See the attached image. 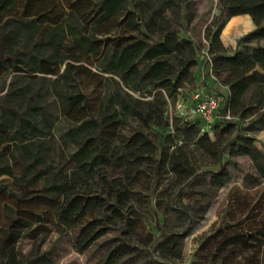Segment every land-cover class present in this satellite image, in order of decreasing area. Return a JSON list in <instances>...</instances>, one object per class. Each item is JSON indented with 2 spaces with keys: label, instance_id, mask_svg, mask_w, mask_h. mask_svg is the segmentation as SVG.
Instances as JSON below:
<instances>
[{
  "label": "trees",
  "instance_id": "obj_1",
  "mask_svg": "<svg viewBox=\"0 0 264 264\" xmlns=\"http://www.w3.org/2000/svg\"><path fill=\"white\" fill-rule=\"evenodd\" d=\"M183 1L0 0V75L9 77L0 96V178H9L12 185L0 184L5 217L0 264H53V248L42 250L50 233L46 226L52 223L60 236L79 227L78 253L118 224L132 232L128 239H110L96 264H169L180 259L188 231L162 233L153 241L133 211L134 205L147 204L141 190L152 188L157 171L151 181L137 183L134 173L144 162L154 170L162 164L184 182L194 175L182 153L190 144L220 165L207 181L216 190L230 180L227 165L221 164L227 147L231 157L247 156L264 181V151L249 133L264 130V0H219L224 15L205 28L212 77L206 75L226 88L221 108L232 117L214 125L213 137L219 134L214 141L199 132L197 121L169 120L166 115L168 101L193 85L200 58L193 42L180 37L165 15L176 14ZM238 15L250 18L254 28L229 53L220 34ZM88 77L99 79L101 93L83 90ZM46 97L59 103L60 116L69 124L59 137ZM90 97H98L96 107ZM245 121L248 127L241 129ZM169 124L180 135L178 142L169 141L172 151L162 153L159 137L154 143L145 131ZM56 139L61 153L66 152L59 169L46 160L47 143ZM115 141L120 152L114 153ZM117 166L123 167V177L110 174ZM229 230L216 233L214 255L241 246L252 252L231 264H261L264 228ZM256 237L257 246L249 247ZM24 238L32 241L27 254L19 248Z\"/></svg>",
  "mask_w": 264,
  "mask_h": 264
},
{
  "label": "rangeland",
  "instance_id": "obj_2",
  "mask_svg": "<svg viewBox=\"0 0 264 264\" xmlns=\"http://www.w3.org/2000/svg\"><path fill=\"white\" fill-rule=\"evenodd\" d=\"M177 13L165 12L170 27L175 30L180 37L190 39L198 52L205 51L207 47L204 31L206 26L211 22H218L223 17V8L219 4V0H184L176 5ZM113 23V21H112ZM250 18H236L229 20L228 24L223 28V37H229L233 31L240 28V33L236 36H242L248 31ZM115 26L112 24L110 29ZM242 31H245L244 33ZM115 30H111L114 34ZM221 37V34H220ZM226 47V51L231 53L235 49L236 40ZM221 40V38H220ZM222 42V41H221ZM204 56V55H203ZM202 57V55H201ZM203 59V58H202ZM204 60V59H203ZM205 64V62H204ZM203 64V65H204ZM205 66V65H204ZM207 67V65L205 66ZM204 67V68H205ZM92 71H96L91 67ZM195 68L193 69V71ZM3 73V70H1ZM106 77V75H102ZM9 77L4 80L0 75V96L4 93L1 91L3 86L7 85ZM98 78H86L83 84V90L93 92L94 95L101 93ZM187 89L195 90V88ZM197 89V88H196ZM199 89V88H198ZM219 90V89H217ZM213 91L219 96L223 95L218 91ZM150 99L151 97H147ZM223 99V97H222ZM94 107L97 106L98 97H90ZM46 105L49 107L53 118L55 119L56 136L59 137L68 122L60 116L59 103L52 97L45 98ZM170 106L172 101L169 100ZM169 120L173 117V111L168 113ZM248 122L241 124V129H247ZM154 143H161V152L170 153L173 149L169 141L175 139L178 142L179 133L174 130L173 125H168L161 130L152 128L151 131H145ZM159 133V134H157ZM250 134L254 135L255 145L261 147L264 151V130L254 132L250 130ZM218 132L212 141L217 140ZM56 138V137H55ZM258 138L262 139L258 140ZM233 139L232 135L225 137L223 143H227ZM121 144L115 141L112 148L115 152H120ZM48 156L47 163L50 167L59 169L64 165L63 155L61 153V142L51 141L46 146ZM160 150L156 153L155 158H160ZM227 147L221 155V164L227 165L230 173V180L222 188L215 189L209 186L207 181L210 172L217 171L219 164L211 162L207 155L197 149L192 144L183 148L182 153L188 157L189 165L194 171V175L180 183V179L169 169L160 165L154 170V165L144 162L139 170L134 173L136 181H151L154 177L153 173L157 171L156 182L149 190H141L146 205H134L133 211L136 212L144 226V231L150 234L154 240H157L162 233L188 231L184 240V247L181 258L167 261L169 264H231L234 263L242 255H248L252 252L251 248L230 246L225 253L218 256L214 255L215 243L214 237L219 230L227 232V229L254 231L264 228V181L259 180L255 172L254 166L247 156H234L228 154ZM68 154L66 155L67 158ZM124 169L117 166L110 174L113 177H123ZM0 184H7L12 187L9 178L3 176L0 178ZM136 185V184H134ZM136 187V186H135ZM38 189V185H35ZM33 189V187H32ZM140 189V188H138ZM210 201L211 204L206 211H203L204 205ZM3 201L0 200V226L4 224L5 217L2 211ZM55 224L46 226L50 231L46 237V242L42 247L45 250L48 247L53 248V264H96L99 257L103 253L105 246L109 245V240L116 237L128 239L132 237V232L123 228L121 224L114 226L109 233L101 238L97 244L93 245L83 253H78L75 248L76 236L79 235V227H75L66 231L61 236L55 230ZM140 228V227H139ZM258 237L254 238L248 244L249 247L257 246ZM151 245L146 246V250H151ZM20 251L27 254L32 248V241L24 238L19 244ZM220 253V252H218ZM261 264H264V254L260 256Z\"/></svg>",
  "mask_w": 264,
  "mask_h": 264
},
{
  "label": "built area",
  "instance_id": "obj_3",
  "mask_svg": "<svg viewBox=\"0 0 264 264\" xmlns=\"http://www.w3.org/2000/svg\"><path fill=\"white\" fill-rule=\"evenodd\" d=\"M205 62H207V73L211 74V61L205 51L200 52ZM204 55V56H203ZM214 91V90H213ZM208 90H181L172 106L168 101L166 115L173 111V115L183 120L197 121L199 132L207 134L209 137L214 135V125L232 120L229 112L221 108L222 98L217 93Z\"/></svg>",
  "mask_w": 264,
  "mask_h": 264
},
{
  "label": "crops",
  "instance_id": "obj_4",
  "mask_svg": "<svg viewBox=\"0 0 264 264\" xmlns=\"http://www.w3.org/2000/svg\"><path fill=\"white\" fill-rule=\"evenodd\" d=\"M245 16L246 15L234 16L230 20L240 18V17L244 18ZM228 22H229V20H228ZM228 22L226 24H228ZM253 28H254V25L252 24V21H250L248 29L246 31H248V30L251 31ZM242 32L244 33L245 31H242ZM222 33H223V29L221 31V37L220 38H221L223 46L227 47L230 44V42L234 41V39H235L234 37L239 38V35L236 36L235 34L240 33V28H238L236 31H233L229 37L224 38ZM202 58L203 57L200 56L199 64L195 67V70L193 71V79L194 80H193V85H191L190 88H195V90H197L199 88L200 90L202 89V90H208V91H213V90L216 91L217 89H219L217 91L222 93L223 96H225L227 94L226 88H224L223 86H220L217 82L214 83L212 78L207 77V75H206L207 67H205L206 66V64H204L205 61ZM187 88L185 89V91L186 90L193 91L192 89H187ZM258 140L260 142V140H262V139L258 138ZM259 148L262 150L261 147H259Z\"/></svg>",
  "mask_w": 264,
  "mask_h": 264
}]
</instances>
